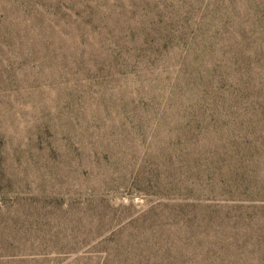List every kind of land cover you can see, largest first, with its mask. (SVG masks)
I'll use <instances>...</instances> for the list:
<instances>
[{"label": "rangeland", "instance_id": "1", "mask_svg": "<svg viewBox=\"0 0 264 264\" xmlns=\"http://www.w3.org/2000/svg\"><path fill=\"white\" fill-rule=\"evenodd\" d=\"M0 264H264V0H0Z\"/></svg>", "mask_w": 264, "mask_h": 264}]
</instances>
